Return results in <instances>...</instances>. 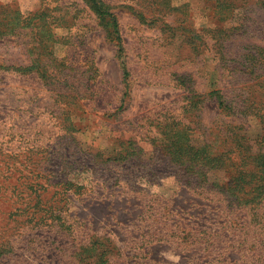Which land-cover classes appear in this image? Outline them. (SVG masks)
<instances>
[{
    "label": "rangeland",
    "instance_id": "1",
    "mask_svg": "<svg viewBox=\"0 0 264 264\" xmlns=\"http://www.w3.org/2000/svg\"><path fill=\"white\" fill-rule=\"evenodd\" d=\"M96 1L117 33L88 0H0V264H264V202L176 163L225 183L264 150V5Z\"/></svg>",
    "mask_w": 264,
    "mask_h": 264
},
{
    "label": "trees",
    "instance_id": "2",
    "mask_svg": "<svg viewBox=\"0 0 264 264\" xmlns=\"http://www.w3.org/2000/svg\"><path fill=\"white\" fill-rule=\"evenodd\" d=\"M90 2L91 8L99 17L107 16L112 21L113 30L117 33V23L113 17V15L106 9H103L101 5L96 0H88ZM256 3L260 5H264V0H256ZM16 26L18 25V20L15 21ZM8 31H0V39L4 37V35L8 34ZM12 34V33H9ZM116 39L119 41V36H116ZM120 46V44L118 43ZM264 52V49H263ZM262 59L259 61L260 64L257 65V69H254L251 65V72L256 70L257 72V79L258 84L260 85L261 82H264V67H260L262 64L264 66V56L261 57ZM126 76V71H124V77ZM214 93V100L217 104L218 108L222 109H231L230 101L228 103L225 102V98L220 93L219 90H213ZM259 106H257L258 108ZM264 113H259L260 118L264 122L263 119ZM261 136L264 137V125L263 131ZM264 140V139H263ZM247 152V151H246ZM196 151L192 148L186 149L182 153L176 155L178 164V169L183 174H189L190 177H187V182L190 184H196L199 186H203L205 183L209 184L210 188H216L219 192H223L226 196L223 200L227 201L228 203L232 204V206H236L241 208L244 205L250 204L253 208L259 207L261 203L264 202V150H259L257 153H250L248 157L251 159L250 164L247 163L243 166V164L236 168V171L231 174L229 180L225 183L220 182H211L207 183V173L210 170L216 168H228V163L219 164L214 163L215 157H210V159L206 160L203 157L196 155ZM229 193V195H228ZM256 210V209H252ZM105 261H103L104 263ZM109 264V263H107Z\"/></svg>",
    "mask_w": 264,
    "mask_h": 264
}]
</instances>
